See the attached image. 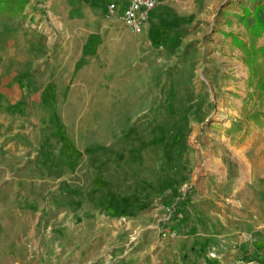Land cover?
I'll return each instance as SVG.
<instances>
[{"label": "rangeland", "instance_id": "374dc122", "mask_svg": "<svg viewBox=\"0 0 264 264\" xmlns=\"http://www.w3.org/2000/svg\"><path fill=\"white\" fill-rule=\"evenodd\" d=\"M35 1L59 27L50 0ZM210 1L211 18L182 28L196 37L181 50L177 40L164 63L142 53L132 67L103 74L107 63L119 68L116 56L84 72V55L73 77L72 55H58V44L50 55L4 49L21 38L26 0L0 12V264H214L206 242L193 246L200 256L191 261L167 243L187 225L250 235L264 262L247 234L255 216L264 223V36L250 33L253 12L234 30L211 25L229 3L241 18L244 3L259 2ZM58 29L57 41L67 38ZM167 32L152 29L159 46ZM215 32L234 47L215 45ZM235 90L245 99L230 115L225 107L239 105L224 99L238 98Z\"/></svg>", "mask_w": 264, "mask_h": 264}, {"label": "crops", "instance_id": "0c3cea01", "mask_svg": "<svg viewBox=\"0 0 264 264\" xmlns=\"http://www.w3.org/2000/svg\"><path fill=\"white\" fill-rule=\"evenodd\" d=\"M26 2L23 13L27 16L28 20H25V22L17 27V32L22 34L21 38L19 41L14 39L9 40L4 49L11 51L13 50V46H17L18 50L26 55H50L55 50L54 46L58 44V55H72V77L77 62L84 55H91L87 59L88 64L82 70L84 72L92 70L94 65L100 64V60L104 58L103 55H108L109 61L116 56L119 68H113L111 66L112 62L107 63L106 67L100 68V70H103V74L115 72L117 74L123 68L132 67L136 64L142 53L148 55V58L151 60L161 57L159 62L164 63L167 55H172V46L177 40H182L179 44V50H181L183 44L187 46L196 37V33L191 35L192 30H186L184 33L181 32V29H187L190 25L194 26L196 22L200 21L202 23V21L208 20V18H211L212 11L216 8V4L210 0H206L203 3L200 0H157V6L153 10L149 21L145 24L143 31L141 33H133L119 17L125 7V0H50V5H48L50 6L49 15L51 16L52 13L55 19H59L60 26L57 28L54 25L49 26L47 20H45L42 4H36L35 0H26ZM112 2H116L118 8L114 15L109 16L108 5ZM249 6L250 4L246 5L245 3L242 5L244 10H241L242 17L240 18L239 15L235 14L237 9L229 3L227 7L223 8L222 12L226 16H219L217 19L211 20L212 28L213 26H217L218 23H223L228 27L230 26V30H234L240 22L244 24L245 9L249 8L252 13L253 8L257 4L253 8ZM169 17L172 19H169ZM187 18L190 19L188 20ZM187 22H191V24L188 25ZM58 28L66 32L67 38L57 41V34L60 30ZM154 28L168 29V32L164 35L167 46L158 45L159 35H152V29ZM44 29L45 31L51 29L54 34L48 36L45 34ZM209 31L211 32L212 29H209ZM232 32L237 33L238 31ZM214 34L210 40L215 45H219L223 41L226 48L230 49L234 47L232 46L233 39L231 37L224 36L222 38L217 32ZM181 36H183L182 39ZM188 55H196V53L191 52ZM214 55H220V53L216 51ZM75 85L76 81H73L72 86L74 88ZM108 91L110 94L104 96L106 107L110 106L114 98V90L108 89ZM235 91L238 98L229 96L230 99H224L226 101L224 104L232 102L235 106L239 105V108H236V106L235 110H232L228 106L225 107L230 115H237L238 110L242 108V101L245 99L244 93ZM233 117L232 119L236 120V117ZM237 136L238 133L234 132L229 135L228 139L232 140L233 137ZM255 218L257 222L254 224L252 231L247 232V234L256 236L258 242L255 243V246H257V249H263L264 223L262 217L255 216ZM249 237L250 235L245 236L243 239L241 235H238L234 231L230 232L228 237H225L222 234L216 235L212 230L208 229H205L203 233H192L187 225L180 228L176 237L169 236L165 237V239L176 250L180 249L186 254L190 253L187 257L188 261L200 256V249L195 253V256L193 255V252H191L193 246L197 244L200 248L202 242L204 244L206 242L207 247L205 248V252H207V259L205 257L203 259L212 260L215 262L214 264H264V262L254 259V245L250 240H247ZM242 251L246 252L247 256L242 257Z\"/></svg>", "mask_w": 264, "mask_h": 264}, {"label": "built area", "instance_id": "2783aa9c", "mask_svg": "<svg viewBox=\"0 0 264 264\" xmlns=\"http://www.w3.org/2000/svg\"><path fill=\"white\" fill-rule=\"evenodd\" d=\"M126 4L119 17L133 33H141L149 21L152 11L157 6V0H125ZM118 5L112 2L108 5L109 16L116 13ZM170 218V217H169ZM173 235H176L174 232ZM263 250V249H262ZM264 251V250H263Z\"/></svg>", "mask_w": 264, "mask_h": 264}, {"label": "trees", "instance_id": "16d2710c", "mask_svg": "<svg viewBox=\"0 0 264 264\" xmlns=\"http://www.w3.org/2000/svg\"><path fill=\"white\" fill-rule=\"evenodd\" d=\"M12 0H0V12H3L6 10V8L9 6L10 2ZM257 2H259L257 4V6L255 8H253V13H254V23L252 25H249V30L250 33L252 35V37H260L262 35H264V18L261 17V10H264V1L263 0H255ZM251 14L250 9L246 8L245 9V15H249ZM232 35V34H230ZM234 43L238 46H240L241 48L247 50V44L245 41L239 39L238 37L234 36ZM251 46V45H250ZM260 52L262 54V61L264 62V46L261 47ZM251 55V54H248ZM253 55V54H252ZM253 61L254 58L248 56L247 61ZM264 87V85H263Z\"/></svg>", "mask_w": 264, "mask_h": 264}]
</instances>
